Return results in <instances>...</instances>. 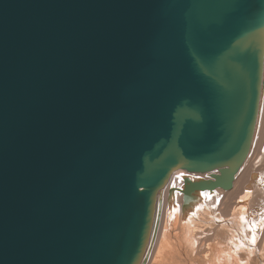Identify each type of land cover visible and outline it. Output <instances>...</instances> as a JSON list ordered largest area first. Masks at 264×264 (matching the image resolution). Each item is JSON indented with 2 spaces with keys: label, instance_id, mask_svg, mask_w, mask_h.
<instances>
[{
  "label": "water",
  "instance_id": "95a60500",
  "mask_svg": "<svg viewBox=\"0 0 264 264\" xmlns=\"http://www.w3.org/2000/svg\"><path fill=\"white\" fill-rule=\"evenodd\" d=\"M263 63L264 0H0V264H145L174 171L232 188Z\"/></svg>",
  "mask_w": 264,
  "mask_h": 264
},
{
  "label": "bare ground",
  "instance_id": "6f19581e",
  "mask_svg": "<svg viewBox=\"0 0 264 264\" xmlns=\"http://www.w3.org/2000/svg\"><path fill=\"white\" fill-rule=\"evenodd\" d=\"M216 173L217 171L213 172ZM210 174L189 173L183 170L173 172L166 187L158 193L159 221L149 245L145 264H156L158 256L155 252L158 248L170 246L173 239L174 242L181 239L182 243L185 242L189 248H193V256L189 253L190 258L186 259L188 264H244L250 259V262L255 261V264L263 263L259 253L252 247L256 241L255 232L258 233L256 222L264 217V67L259 111L250 150L233 181L232 188L229 191L215 189L196 192L190 203L183 206V194L180 191L183 184L186 181L207 180ZM170 201L173 205L168 206ZM259 210H262L260 214ZM255 215L256 217H253ZM159 224L160 230L157 232ZM262 236L258 249L263 256L264 231ZM211 243L213 247L210 246ZM175 252L173 250V253ZM181 257L178 255L175 264L184 262Z\"/></svg>",
  "mask_w": 264,
  "mask_h": 264
},
{
  "label": "rangeland",
  "instance_id": "374dc122",
  "mask_svg": "<svg viewBox=\"0 0 264 264\" xmlns=\"http://www.w3.org/2000/svg\"><path fill=\"white\" fill-rule=\"evenodd\" d=\"M169 205H173L172 204V202L170 201V203H168V206ZM165 210H166V207H165V209H164V213H165ZM262 211V210H261ZM261 211L259 210V214L261 213ZM163 213V214H164ZM264 216V215H263ZM253 217H256V215L255 216H253ZM234 221H236L235 219H234ZM256 224L258 225V228H257V231H258V233L257 232H255V235H256V241L255 242H253V243H255V245H253V247L252 248H254V251L255 252H257V253H259V255L261 256H259L260 258H262L261 259V262H263L264 263V255L262 256V254L263 253H261V252H259L260 250L258 249V246H259V244H260V242H261V240H262V234H263V231H264V217L262 218V220L260 221L259 219L257 220V222H256ZM159 230H160V224H159V227H158V231L157 232H159ZM177 231H178V227H177ZM180 240L181 239H177V240H175L176 242H174V239L173 240H171V245L170 246H168V247H165V246H163V248H161V249H159L158 248V250L155 252V255L156 256H158L157 258H156V264H175L177 261H178V259H177V257H178V255H179V257H181V259L182 260H184V262L182 261V264H188L186 261L188 260V258H190V256H189V253L191 254V256H193L192 255V253H191V250H193V248H189L188 247V245H187V243H185V242H183L182 243V240H181V242H180ZM191 240V239H190ZM178 241H179V243H178ZM182 243V244H181ZM185 243V244H184ZM183 246V247H182ZM187 246V247H186ZM210 246H212L213 247V244L211 243L210 244ZM170 247V248H169ZM173 247L175 248V249H173ZM180 247V249H178ZM167 248H168V250H167ZM177 249H178V251H177ZM165 250H166V252H165ZM173 250H175L176 252L175 253H173ZM161 251V252H160ZM169 251V252H168ZM172 251V252H171ZM186 251V252H185ZM182 252H185V253H182ZM264 252V251H263ZM164 253V254H163ZM168 254V256H167V254ZM171 253V254H170ZM173 253V254H172ZM179 253V254H178ZM188 253V254H187ZM160 254V255H159ZM163 254V255H162ZM170 254V255H169ZM176 254V255H175ZM183 254V255H182ZM184 254H186V255H184ZM174 255V256H173ZM162 256V257H161ZM171 256V257H170ZM176 256V257H175ZM183 256H185V257H183ZM187 256V257H186ZM189 256V257H188ZM174 259V260H173ZM187 259V260H186ZM257 258H255V260H256ZM198 261H199V259H198ZM250 261H251V259H250ZM249 260L247 261V262H245L244 264H255V261H253V262H250ZM162 262V263H161ZM168 262V263H167ZM169 262H171V263H169ZM262 263V264H263ZM189 264H191V263H189ZM261 264V263H260Z\"/></svg>",
  "mask_w": 264,
  "mask_h": 264
}]
</instances>
